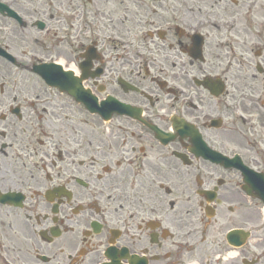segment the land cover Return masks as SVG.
<instances>
[{"label": "flooded vegetation", "instance_id": "obj_1", "mask_svg": "<svg viewBox=\"0 0 264 264\" xmlns=\"http://www.w3.org/2000/svg\"><path fill=\"white\" fill-rule=\"evenodd\" d=\"M67 1L53 59L127 106L49 87L42 35L0 9V264H264L251 173L227 160L264 174L244 147L264 144V0Z\"/></svg>", "mask_w": 264, "mask_h": 264}, {"label": "rangeland", "instance_id": "obj_2", "mask_svg": "<svg viewBox=\"0 0 264 264\" xmlns=\"http://www.w3.org/2000/svg\"><path fill=\"white\" fill-rule=\"evenodd\" d=\"M26 4L28 7V13L29 15L28 20H34L36 18H40L42 19L49 28L54 27L53 23L56 22V17H54L56 9L58 8V5H56L55 0H33L31 2H29L28 0H26ZM59 4L61 5H69L70 6V1H60ZM226 13V12H225ZM227 14V15H226ZM226 14H222L220 13L218 16H213L211 18H224V19H228V13ZM70 18V15L68 16V12L65 15V18ZM67 20V22H68ZM212 20V19H211ZM30 28V27H29ZM59 28H67V23H64L62 25H60ZM202 28H211L210 25H206L203 24ZM214 28V27H212ZM51 45H52V35L51 33L47 34V35H43L42 38V52H43V58L44 60H49V59H53V55L51 53ZM53 56V57H52ZM255 134L250 132V139H254ZM244 147L247 149H249L251 152L254 153H264V144L261 142V144H255L251 141L246 140L244 142ZM252 209L254 210V213L257 214L258 208L252 203ZM257 216H259V214H257ZM257 221L259 219H256ZM260 250H255L256 254L259 253Z\"/></svg>", "mask_w": 264, "mask_h": 264}, {"label": "bare ground", "instance_id": "obj_3", "mask_svg": "<svg viewBox=\"0 0 264 264\" xmlns=\"http://www.w3.org/2000/svg\"><path fill=\"white\" fill-rule=\"evenodd\" d=\"M263 216H264V214H263Z\"/></svg>", "mask_w": 264, "mask_h": 264}]
</instances>
